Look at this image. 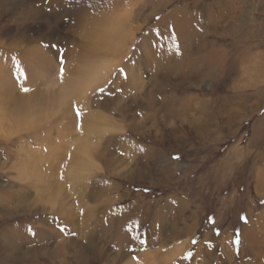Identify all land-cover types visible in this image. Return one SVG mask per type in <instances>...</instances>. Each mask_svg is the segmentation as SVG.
<instances>
[{"label":"rangeland","instance_id":"rangeland-1","mask_svg":"<svg viewBox=\"0 0 264 264\" xmlns=\"http://www.w3.org/2000/svg\"><path fill=\"white\" fill-rule=\"evenodd\" d=\"M120 2L77 26L0 3V90L54 101L0 109V259L264 264V0L230 2L229 35L200 27L214 0Z\"/></svg>","mask_w":264,"mask_h":264},{"label":"bare ground","instance_id":"bare-ground-1","mask_svg":"<svg viewBox=\"0 0 264 264\" xmlns=\"http://www.w3.org/2000/svg\"><path fill=\"white\" fill-rule=\"evenodd\" d=\"M108 2H120L122 0H48V2H45V0H36V2H39L37 5L40 4V7L41 9L42 8H45L46 10L49 9V10H52L54 12H56L58 14V16L60 18H64L63 14H65V16H69V17H72L73 15H75L76 13L79 12V19L77 18V16H74L72 17L71 20L69 21H72V24L73 25H79L77 24L76 22L80 21V18H81V15H88V14H92L94 13L95 14V10L99 8V4L100 5H103L104 3H107ZM5 2V0H0V3H3ZM67 2H70V6H71V10L68 9V7L66 8V5H67ZM121 3V2H120ZM89 6L87 9L84 8V9H81L80 8V11H78V8L79 6L82 7V6ZM38 7V8H40ZM46 7H49V8H46ZM61 7V8H60ZM37 8V7H36ZM56 10V11H55ZM38 11V10H37ZM58 11V12H57ZM40 12V11H39ZM34 14V13H33ZM32 14V15H33ZM31 15V16H32ZM35 15V14H34ZM57 16V17H58ZM30 17V16H29ZM103 17V16H102ZM76 21V22H75ZM89 29V28H88ZM16 31H21L20 30V27H16L15 28ZM14 30V31H15ZM171 30V29H170ZM10 28H8L7 31H5L6 33L10 34ZM86 31V30H85ZM22 32V31H21ZM84 37V36H83ZM89 37V36H88ZM60 39H63L64 37L63 36H59ZM90 39V38H89ZM89 39L87 38V42L89 43ZM92 42L90 41V45L86 48L85 51H82L83 54H89L90 52H96L95 49L96 47L94 48V46L92 47L91 44ZM64 45V44H63ZM239 48V47H238ZM64 49V48H63ZM35 51V50H34ZM32 51L31 53H29L30 57L31 58H35L36 60L40 58V53H38L37 51ZM27 53V52H26ZM66 53V52H65ZM64 53V54H65ZM25 54V52H24ZM66 55V54H65ZM27 57V56H26ZM208 60V59H207ZM46 61V60H45ZM82 62V61H81ZM85 62V61H84ZM255 62V61H254ZM209 64V63H208ZM210 65V64H209ZM37 70L34 71V74L32 73H27L26 74V77H29L31 75H35L36 77L39 78V80L41 82H44L47 80V71H48V65H37V67L35 68ZM72 69L74 70L73 72H80L82 73H90L93 74V75H96L98 74V72H96V70L98 69L97 67L95 66H92L89 65V63H79L75 66L72 67ZM69 72L72 73V71L70 70ZM31 74V75H30ZM90 74V75H91ZM190 74V73H189ZM85 75V74H84ZM193 75V74H192ZM1 80H4L2 77H0ZM27 79V78H26ZM9 84H8V87H3L2 90H0V92L2 94H6L7 96H3V98H1L0 96V109H3V112L5 113H8L9 116L13 115L15 112H23L25 113L27 111V109H30L29 111H33V110H38L39 112V117H42L44 114H43V111L48 109V106L50 104H52L54 101L53 99H51L50 97H47L46 100L42 99L41 97L37 99V102H33L31 103L30 101L32 100V96L29 94H25V95H22L18 98V100H16L15 98H13L12 96H10L9 94L12 92V89H11V85L12 83L15 84V81L13 80H8ZM7 82V83H8ZM89 87V85H87ZM55 91V90H54ZM62 91V90H61ZM60 91V92H61ZM59 92V93H60ZM63 92V91H62ZM61 94V97L62 95L64 96L65 92L63 93H60ZM58 96L60 97V95L58 94ZM57 96H52V98H56ZM50 98V99H49ZM64 98V97H63ZM62 99V98H61ZM65 102V101H64ZM3 103V106L1 105ZM47 103V104H46ZM49 104V105H48ZM54 108V107H53ZM43 110V111H41ZM3 112H1L0 110V115L4 114ZM31 118V117H28V119ZM37 118V119H38ZM33 119V118H32ZM41 119V118H40ZM7 120V119H6ZM27 120V119H26ZM31 120V119H30ZM28 121V120H27ZM11 122V121H10ZM13 124H16V123H13ZM85 146V145H84ZM86 149V148H85ZM84 150V149H83ZM86 151V150H84ZM87 153L89 154V151H87ZM9 257L8 255L4 254L1 259H0V264H9ZM258 264V263H257Z\"/></svg>","mask_w":264,"mask_h":264},{"label":"crops","instance_id":"crops-1","mask_svg":"<svg viewBox=\"0 0 264 264\" xmlns=\"http://www.w3.org/2000/svg\"><path fill=\"white\" fill-rule=\"evenodd\" d=\"M216 3H218V5L222 6V9L217 11L216 14L214 16H207L206 21H201L200 23V27H207V28H215L217 29L218 32H221L223 35H229V32H226V29H229L230 27L233 28H239V23L236 24L234 23V21H231L233 19V13H235V10L233 8H231V10H229V3L231 2L232 6H233V0H214ZM226 2V3H225ZM206 15H209L211 12H209V8L205 11ZM209 12V13H208ZM230 12L232 13L231 17H230ZM210 18V19H209ZM231 19V20H230ZM232 44H236L238 45V41H239V37L236 36L235 34H232ZM238 38L237 41L235 38ZM233 49V46H232ZM238 50V47L236 48ZM234 50V49H233ZM250 59V57H248ZM263 190H264V180H263ZM249 230V229H248ZM247 230V231H248Z\"/></svg>","mask_w":264,"mask_h":264},{"label":"snow or ice","instance_id":"snow-or-ice-1","mask_svg":"<svg viewBox=\"0 0 264 264\" xmlns=\"http://www.w3.org/2000/svg\"><path fill=\"white\" fill-rule=\"evenodd\" d=\"M25 91H27V89H25Z\"/></svg>","mask_w":264,"mask_h":264}]
</instances>
